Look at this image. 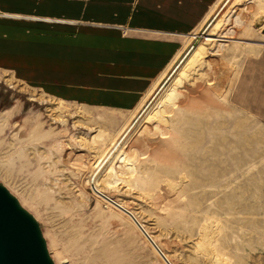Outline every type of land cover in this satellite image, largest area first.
<instances>
[{
  "label": "rangeland",
  "instance_id": "1",
  "mask_svg": "<svg viewBox=\"0 0 264 264\" xmlns=\"http://www.w3.org/2000/svg\"><path fill=\"white\" fill-rule=\"evenodd\" d=\"M224 1L187 36L161 77L192 53L94 183V164L163 79L119 112L0 73V184L36 219L55 264H164L91 186L129 210L172 264H264V120L233 101L247 62L264 67V0Z\"/></svg>",
  "mask_w": 264,
  "mask_h": 264
},
{
  "label": "crops",
  "instance_id": "2",
  "mask_svg": "<svg viewBox=\"0 0 264 264\" xmlns=\"http://www.w3.org/2000/svg\"><path fill=\"white\" fill-rule=\"evenodd\" d=\"M218 1L0 0V73L61 101L131 112ZM257 61L247 62L233 101L264 120Z\"/></svg>",
  "mask_w": 264,
  "mask_h": 264
},
{
  "label": "water",
  "instance_id": "3",
  "mask_svg": "<svg viewBox=\"0 0 264 264\" xmlns=\"http://www.w3.org/2000/svg\"><path fill=\"white\" fill-rule=\"evenodd\" d=\"M162 84L161 87H163ZM92 191L105 202L124 213L140 230L164 264H171L164 253L149 237L137 218L113 199ZM0 264H55L47 242L36 219L25 210L3 185L0 184Z\"/></svg>",
  "mask_w": 264,
  "mask_h": 264
},
{
  "label": "bare ground",
  "instance_id": "4",
  "mask_svg": "<svg viewBox=\"0 0 264 264\" xmlns=\"http://www.w3.org/2000/svg\"><path fill=\"white\" fill-rule=\"evenodd\" d=\"M225 1H230V0H225ZM224 1V4H225ZM223 4V6L216 12V14L211 18V24L214 22V20L217 18L219 11L225 6ZM228 4H226L227 6ZM210 23V22H209ZM196 36V35H193ZM209 40L206 38V41ZM264 42H257V44H259L260 46L263 44ZM193 49H191V46L187 49V51L184 53V55L178 60V63L176 64V66L174 67V69H172V71L170 72V74L167 76V78L165 79V81L162 84H167L169 81L172 80L173 76L176 74V72L179 70V68L182 66V64L186 61V59L190 56V54L192 53ZM180 64V65H179ZM161 84V86H162ZM161 86L158 87V89L156 90V92L154 93V95L150 98L149 101H147V103L145 105H143V108L141 109V112L135 117L134 121L130 124V126L122 133V135L119 137V139L117 140V142L112 146V148L106 153V155L104 156V158L100 159L99 162L94 164L93 170H92V177H91V183H94V180L96 178V176L98 175V173L100 172V170L102 169V167L104 165L107 164V162L112 158L111 156L115 154V152L118 150L119 146L123 143V141L129 136V134L131 133V131L133 130V128L135 127V125L138 123L140 116L143 115L147 112V110L150 108V106L153 104V102L157 99V97L161 94V92L164 90L165 86H163L161 88ZM171 99H173V95L171 96ZM142 115V116H143ZM141 116V117H142ZM213 182V181H212ZM207 183V182H206ZM216 185V184H215ZM204 187V186H203ZM99 191V190H98ZM100 192V191H99ZM209 195V194H208ZM212 195V194H211ZM215 196V195H214ZM181 198V196H180ZM116 202V201H115ZM132 222V221H131ZM132 224H134L132 222ZM135 226V225H134ZM141 226L143 227L142 223ZM136 227V226H135ZM137 228V227H136ZM138 229V228H137ZM143 229L147 232V234L149 235V237L155 242L154 238L150 235V233L143 227ZM139 230V229H138ZM140 232V230H139ZM141 233V232H140ZM142 234V233H141ZM143 236V234H142ZM144 237V236H143ZM144 239L146 240V238L144 237ZM147 241V240H146ZM147 243L149 244V242L147 241ZM155 244L158 246V244L155 242ZM159 247V246H158ZM160 249V247H159ZM161 250V249H160ZM165 258L168 259V257L166 256V254L164 253ZM170 262V261H169ZM171 263V262H170ZM172 264V263H171Z\"/></svg>",
  "mask_w": 264,
  "mask_h": 264
}]
</instances>
